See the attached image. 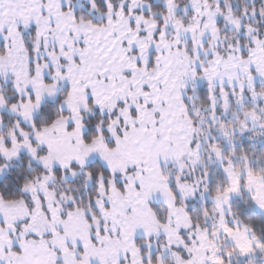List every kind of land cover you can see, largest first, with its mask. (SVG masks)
Instances as JSON below:
<instances>
[{
	"label": "snow or ice",
	"instance_id": "obj_1",
	"mask_svg": "<svg viewBox=\"0 0 264 264\" xmlns=\"http://www.w3.org/2000/svg\"><path fill=\"white\" fill-rule=\"evenodd\" d=\"M0 264H264V0H0Z\"/></svg>",
	"mask_w": 264,
	"mask_h": 264
}]
</instances>
